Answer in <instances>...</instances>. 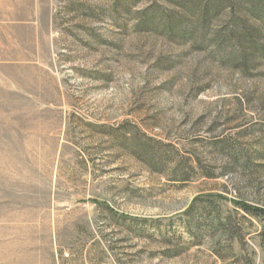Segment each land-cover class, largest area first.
Listing matches in <instances>:
<instances>
[{
  "label": "rangeland",
  "instance_id": "rangeland-1",
  "mask_svg": "<svg viewBox=\"0 0 264 264\" xmlns=\"http://www.w3.org/2000/svg\"><path fill=\"white\" fill-rule=\"evenodd\" d=\"M214 1L0 0V264H264V14Z\"/></svg>",
  "mask_w": 264,
  "mask_h": 264
},
{
  "label": "trees",
  "instance_id": "trees-1",
  "mask_svg": "<svg viewBox=\"0 0 264 264\" xmlns=\"http://www.w3.org/2000/svg\"><path fill=\"white\" fill-rule=\"evenodd\" d=\"M228 3V0H215L213 2V7L215 10L219 11L221 8L225 7ZM250 8L258 15L264 14V3L261 0H250ZM241 205L246 211L254 213L256 215L264 216V209L250 207L249 205L243 202H236Z\"/></svg>",
  "mask_w": 264,
  "mask_h": 264
}]
</instances>
